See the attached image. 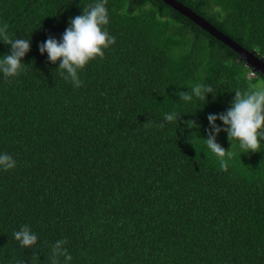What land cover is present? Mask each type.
Masks as SVG:
<instances>
[{
	"label": "trees",
	"instance_id": "16d2710c",
	"mask_svg": "<svg viewBox=\"0 0 264 264\" xmlns=\"http://www.w3.org/2000/svg\"><path fill=\"white\" fill-rule=\"evenodd\" d=\"M175 1L264 62V0ZM95 2L0 0V24L31 40L20 75L0 73V154L16 162L0 168V264H53L61 239L72 260L56 264H264V153L233 141L223 171L203 140L264 76L162 0H107L115 44L74 87L39 45ZM196 84L214 92L182 101ZM24 225L31 248L13 236Z\"/></svg>",
	"mask_w": 264,
	"mask_h": 264
},
{
	"label": "clouds",
	"instance_id": "9594fccd",
	"mask_svg": "<svg viewBox=\"0 0 264 264\" xmlns=\"http://www.w3.org/2000/svg\"><path fill=\"white\" fill-rule=\"evenodd\" d=\"M107 0H96L82 9V14L70 18L69 27L66 28L61 40L49 36L39 45V51L43 55L47 53L48 61L52 64L59 62L61 76L70 81L74 87H80L82 81L79 71L96 59L103 58L104 50L115 44V37L111 36L106 26L109 24V14L106 7ZM8 24H0V42L10 46V53L0 57V73L8 79L15 78L23 71V58L30 51L31 40L12 38L8 32ZM210 85L196 84L191 92L179 93L184 102H191L193 97L199 100H207V94L213 93ZM235 95L231 107L220 114H209V130H207L206 147L219 160L221 170L227 171L229 161L233 159V141L238 142L242 153L259 152L261 143L264 141V87H254L247 91H234ZM214 96V95H213ZM215 97V96H214ZM179 114L175 111L165 113L163 122L159 127L163 128L166 123L178 121ZM220 120L224 127L217 125ZM151 123L150 121L146 124ZM188 128L199 127L194 121H185ZM223 131L231 143V149L225 150L218 142L217 136ZM16 162L7 153L0 154V168L7 171L13 169ZM14 239L23 248H31L37 244L38 236L27 225L22 226L13 233ZM66 239H61L53 245V264L58 257L63 256L65 261L70 262L72 256L65 246Z\"/></svg>",
	"mask_w": 264,
	"mask_h": 264
},
{
	"label": "water",
	"instance_id": "95a60500",
	"mask_svg": "<svg viewBox=\"0 0 264 264\" xmlns=\"http://www.w3.org/2000/svg\"><path fill=\"white\" fill-rule=\"evenodd\" d=\"M167 6L171 7L179 14L185 16L189 20H191L194 24L198 25L204 31H206L209 35H211L216 40H219L229 49H231L238 57L244 61L245 65L258 73L259 75L264 76V62L261 59H258L252 53L246 51L241 46L233 42L230 38L223 35L221 32L216 30L212 25L206 22L204 19L195 15L191 10L182 4L178 3L175 0H162Z\"/></svg>",
	"mask_w": 264,
	"mask_h": 264
},
{
	"label": "rangeland",
	"instance_id": "374dc122",
	"mask_svg": "<svg viewBox=\"0 0 264 264\" xmlns=\"http://www.w3.org/2000/svg\"><path fill=\"white\" fill-rule=\"evenodd\" d=\"M254 87H263V82L261 81V80H259V79H257L253 84H252V87L251 88H254ZM264 141H262V143H263ZM261 143V148H260V153H264V150H263V148H264V144H262Z\"/></svg>",
	"mask_w": 264,
	"mask_h": 264
},
{
	"label": "built area",
	"instance_id": "2783aa9c",
	"mask_svg": "<svg viewBox=\"0 0 264 264\" xmlns=\"http://www.w3.org/2000/svg\"><path fill=\"white\" fill-rule=\"evenodd\" d=\"M252 75H253V73H252V72H251V73H249V76H250V77H252Z\"/></svg>",
	"mask_w": 264,
	"mask_h": 264
}]
</instances>
